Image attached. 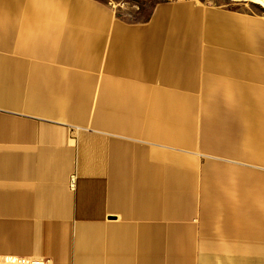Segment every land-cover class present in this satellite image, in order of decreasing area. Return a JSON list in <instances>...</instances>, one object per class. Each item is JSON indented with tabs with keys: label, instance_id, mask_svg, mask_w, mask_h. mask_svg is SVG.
Listing matches in <instances>:
<instances>
[{
	"label": "crops",
	"instance_id": "obj_1",
	"mask_svg": "<svg viewBox=\"0 0 264 264\" xmlns=\"http://www.w3.org/2000/svg\"><path fill=\"white\" fill-rule=\"evenodd\" d=\"M0 264H264V17L0 0Z\"/></svg>",
	"mask_w": 264,
	"mask_h": 264
},
{
	"label": "rangeland",
	"instance_id": "obj_2",
	"mask_svg": "<svg viewBox=\"0 0 264 264\" xmlns=\"http://www.w3.org/2000/svg\"><path fill=\"white\" fill-rule=\"evenodd\" d=\"M113 8L117 14L125 20L131 22L144 21L152 12L154 7L162 2H172L176 0H100ZM206 4L227 5L232 8L246 10L248 12L264 17V9L254 3L244 0H196Z\"/></svg>",
	"mask_w": 264,
	"mask_h": 264
},
{
	"label": "bare ground",
	"instance_id": "obj_3",
	"mask_svg": "<svg viewBox=\"0 0 264 264\" xmlns=\"http://www.w3.org/2000/svg\"><path fill=\"white\" fill-rule=\"evenodd\" d=\"M261 6L264 9V0H244Z\"/></svg>",
	"mask_w": 264,
	"mask_h": 264
}]
</instances>
